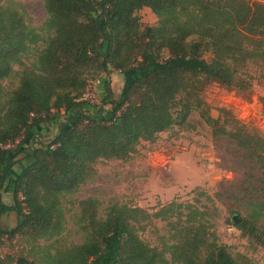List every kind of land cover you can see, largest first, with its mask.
<instances>
[{
  "label": "trees",
  "instance_id": "1",
  "mask_svg": "<svg viewBox=\"0 0 264 264\" xmlns=\"http://www.w3.org/2000/svg\"><path fill=\"white\" fill-rule=\"evenodd\" d=\"M46 20L40 32L12 0H0V240L20 239L28 251L5 255L0 264H252L232 255L206 212L171 202L150 214L117 203L100 215L94 198L77 202L74 225L80 244L65 237L64 200L96 175L100 161L125 162L141 143L153 144L197 113L213 138H227L260 172L264 187V135L221 108L217 118L203 98L217 84L247 95L249 65H264V3L254 0H42ZM148 9L154 25L140 21ZM41 44L35 60L26 57ZM17 67L18 70H15ZM133 73L120 100L105 81L102 104L112 115L90 114L85 93L110 71ZM16 76L6 92L2 82ZM61 131L28 150L19 143L44 123ZM21 164L17 176L14 168ZM233 217L232 225L264 247V201ZM164 223V234L154 224ZM154 231L157 243L142 236Z\"/></svg>",
  "mask_w": 264,
  "mask_h": 264
},
{
  "label": "rangeland",
  "instance_id": "2",
  "mask_svg": "<svg viewBox=\"0 0 264 264\" xmlns=\"http://www.w3.org/2000/svg\"><path fill=\"white\" fill-rule=\"evenodd\" d=\"M29 18L33 28L40 32L46 20L42 0H12ZM263 2L264 0H254ZM140 21L145 25H154L155 16L143 9L139 13ZM42 34V33H41ZM42 49L39 44L36 51L29 54L25 63L31 64L35 54ZM18 70L17 67H14ZM252 76V88L247 95L229 91L217 84L209 85L203 98L211 109V116L217 118L221 108L230 110L234 116L249 129L264 135V65H249ZM133 73L110 71L90 83L85 96L91 106L87 111L108 120L112 115V105L101 103L105 95L104 82L108 81L113 100H120L125 88L133 81ZM18 79L13 76L2 82L6 92L17 86ZM44 123L30 135L23 137L19 145L28 150L36 140L45 142L61 131L59 124ZM189 124L183 128L174 127L158 136L153 144L141 143L137 152L128 161H100L96 165L95 177L82 186L76 193L64 200L65 237L70 243L80 244L81 234L76 231L75 217L78 215L77 202L94 198L100 203V215L111 204L117 203L129 207H138L152 214L171 202L189 205L206 212L212 222L219 243L225 245L232 254H241L252 264H264V247L255 246L244 238L232 225L233 217L245 216L248 205L256 200L264 201V187L260 185V172L254 165L247 163L241 152L224 137L213 138L211 130L193 113ZM21 164L12 171L17 176ZM0 198L6 205L12 206L9 192H0ZM154 224L164 234L163 222ZM15 225L13 213H7L0 219V229L7 230ZM142 238L150 245L157 243L152 230ZM24 241L0 240V260L8 254L28 251Z\"/></svg>",
  "mask_w": 264,
  "mask_h": 264
}]
</instances>
